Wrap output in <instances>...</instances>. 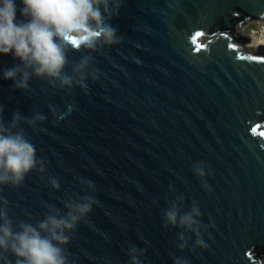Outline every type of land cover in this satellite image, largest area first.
<instances>
[{"label":"water","instance_id":"95a60500","mask_svg":"<svg viewBox=\"0 0 264 264\" xmlns=\"http://www.w3.org/2000/svg\"><path fill=\"white\" fill-rule=\"evenodd\" d=\"M107 22L120 41H73L71 86L33 76L16 89L3 71L19 61L0 54V118L35 121L18 129L38 161L0 184V211L18 231L91 203L61 245L66 264H129L133 248L142 264H264V44L249 52L238 30L264 23V0H116ZM173 205L198 213L183 249Z\"/></svg>","mask_w":264,"mask_h":264},{"label":"clouds","instance_id":"9594fccd","mask_svg":"<svg viewBox=\"0 0 264 264\" xmlns=\"http://www.w3.org/2000/svg\"><path fill=\"white\" fill-rule=\"evenodd\" d=\"M21 3L19 11L23 19L18 21L15 0H0V54H11L19 61L4 69L3 78L12 81L16 89L26 90L33 76L58 81L61 87L71 86L74 77L64 74V69L66 53L73 41L91 52L121 39L107 22L116 0H21ZM89 59L85 56L74 72L81 73ZM22 120L35 122L14 113L10 124L5 126L0 118V184L19 185L38 164L34 145L18 129ZM197 172L203 175L199 169ZM53 185L58 187L55 180ZM65 207L66 214L52 208L35 225L18 224V231L7 212L0 211V255L11 253L16 258L15 264H66L61 245L68 243L66 233L91 210V203L69 202ZM192 213L198 214L196 209ZM192 213L181 214L175 205L165 212L166 226L184 230L179 235L181 249L186 243L184 233L195 231ZM139 256L135 248L131 249L129 264H142Z\"/></svg>","mask_w":264,"mask_h":264},{"label":"rangeland","instance_id":"374dc122","mask_svg":"<svg viewBox=\"0 0 264 264\" xmlns=\"http://www.w3.org/2000/svg\"><path fill=\"white\" fill-rule=\"evenodd\" d=\"M238 30L240 31L241 34H246L252 39V42L247 41L244 44L245 49H247L249 52H251L252 50L248 49L247 47L248 45L254 44L255 41L258 40H264V23H260V22L249 23L248 25Z\"/></svg>","mask_w":264,"mask_h":264},{"label":"bare ground","instance_id":"6f19581e","mask_svg":"<svg viewBox=\"0 0 264 264\" xmlns=\"http://www.w3.org/2000/svg\"><path fill=\"white\" fill-rule=\"evenodd\" d=\"M260 44H264V40H258V41H255L254 44L248 45L247 47H248L249 50H252V51H253V50L256 49L257 46L260 45Z\"/></svg>","mask_w":264,"mask_h":264},{"label":"trees","instance_id":"16d2710c","mask_svg":"<svg viewBox=\"0 0 264 264\" xmlns=\"http://www.w3.org/2000/svg\"><path fill=\"white\" fill-rule=\"evenodd\" d=\"M234 37H235L236 40H241L239 42L240 44H242V42H243L242 40H245V38L242 35H240V34H235ZM257 257L259 258V256H257Z\"/></svg>","mask_w":264,"mask_h":264},{"label":"snow or ice","instance_id":"6c2138e0","mask_svg":"<svg viewBox=\"0 0 264 264\" xmlns=\"http://www.w3.org/2000/svg\"><path fill=\"white\" fill-rule=\"evenodd\" d=\"M73 43H75V42H73Z\"/></svg>","mask_w":264,"mask_h":264}]
</instances>
